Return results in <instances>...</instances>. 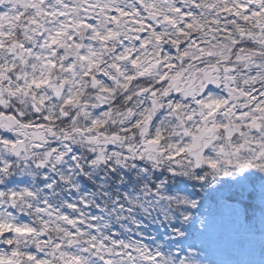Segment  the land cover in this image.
I'll return each mask as SVG.
<instances>
[{
	"label": "clouds",
	"instance_id": "1",
	"mask_svg": "<svg viewBox=\"0 0 264 264\" xmlns=\"http://www.w3.org/2000/svg\"><path fill=\"white\" fill-rule=\"evenodd\" d=\"M194 3L207 0H168L153 20L143 0H0V223L33 229L0 233V256L264 264V35ZM169 7L205 27L177 35ZM153 31L163 41L144 45ZM211 98L228 103L209 115ZM237 221L247 258L211 255L203 236Z\"/></svg>",
	"mask_w": 264,
	"mask_h": 264
},
{
	"label": "snow or ice",
	"instance_id": "2",
	"mask_svg": "<svg viewBox=\"0 0 264 264\" xmlns=\"http://www.w3.org/2000/svg\"><path fill=\"white\" fill-rule=\"evenodd\" d=\"M144 7L149 13V17L153 20L157 19L158 16L161 15L163 12V9L161 5L168 3V0H143ZM191 7H206L207 9H210L211 11L208 12L209 15H212V12L214 11L216 13V16L213 17L211 21H209L210 24H216L218 25L220 23V20L218 17L221 14H231L233 17L236 18H242L245 22L249 20H253L257 27L260 28L261 34L264 35V0H207L206 5H200V4H192ZM116 11L120 12L121 16L130 15L127 12H124L120 9H116ZM168 12L171 14H164L163 15V21L172 26L175 30V33L177 35H188V30H200L205 27V25L201 22V19L197 18L196 15L191 11H185L181 7H169ZM18 18V17H17ZM113 20L118 19L116 16L112 17ZM3 21H0V24H2ZM137 23L144 24L143 21H137ZM233 24L236 25L237 30L243 34L244 29L237 23L236 20H233ZM151 25H144L140 30L144 31L145 28H150ZM110 35H113V33H110ZM165 34L155 32L153 31L151 34V37L148 39H144L142 43L144 45H147L151 38H154L157 43H160L163 41ZM104 39V37H102ZM139 39V37H137ZM53 43L56 42L55 38H53ZM175 45H179L180 41L177 39H174L171 41ZM194 44L196 42H193ZM201 52L204 51L203 48L200 49ZM210 54V53H209ZM182 56L188 55L187 52L181 53ZM135 63V61H133ZM225 72L230 71V69L225 68ZM163 78V77H162ZM213 82L218 83V78L215 79ZM33 83H37L36 81H33ZM245 95H250L249 93H245ZM253 99H255L253 97ZM198 103H203L202 101H198ZM228 103V100L226 99H215L211 98L207 101L205 104V107L211 109L212 113L216 112L217 109H219L222 105H226ZM257 111H264V106L258 105ZM5 144L12 143L11 141L5 140ZM12 195H15L13 193ZM8 230H14L17 233H26V232H32L33 229L29 228L27 226L20 227L16 226L12 223H0V233H3ZM179 231V229H177ZM205 236V235H204ZM203 236V244L205 246V249L208 250V246L205 242ZM11 243V241H9ZM29 259H33V257L29 256ZM148 260H155V256H149L147 257ZM0 264H15V262L8 257L0 256ZM35 264H47V261L42 259H36Z\"/></svg>",
	"mask_w": 264,
	"mask_h": 264
},
{
	"label": "rangeland",
	"instance_id": "3",
	"mask_svg": "<svg viewBox=\"0 0 264 264\" xmlns=\"http://www.w3.org/2000/svg\"><path fill=\"white\" fill-rule=\"evenodd\" d=\"M255 187L261 195V188L258 184L257 178H250L248 184L241 187L239 191H244L246 187ZM245 230V225L239 221L234 222L231 234H224L217 231L215 228L209 230L205 234L204 239L208 246L211 255L220 258H227L233 260H241L247 258V253L253 247L252 242L244 239L242 233ZM264 250L257 246L258 254Z\"/></svg>",
	"mask_w": 264,
	"mask_h": 264
},
{
	"label": "trees",
	"instance_id": "4",
	"mask_svg": "<svg viewBox=\"0 0 264 264\" xmlns=\"http://www.w3.org/2000/svg\"><path fill=\"white\" fill-rule=\"evenodd\" d=\"M238 196L240 198L246 197V207L252 209L254 205L257 204L258 197L260 196L259 192L256 190L255 187H247L244 191H239ZM252 220L251 216H245V222L248 224Z\"/></svg>",
	"mask_w": 264,
	"mask_h": 264
}]
</instances>
